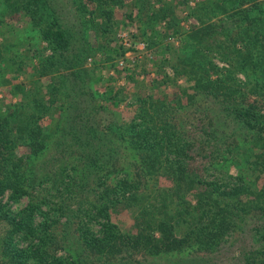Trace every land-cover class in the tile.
<instances>
[{
  "label": "trees",
  "instance_id": "16d2710c",
  "mask_svg": "<svg viewBox=\"0 0 264 264\" xmlns=\"http://www.w3.org/2000/svg\"><path fill=\"white\" fill-rule=\"evenodd\" d=\"M1 1L9 12L28 13L50 45L53 52L36 61L42 67L36 79L48 75L53 91L39 95L38 81H30L32 95L8 102L0 114V264H208L198 251L214 250L253 217L255 247L243 253V264H264V181L258 183L264 176V0H194L190 9L201 16L198 25L181 29L173 17L168 20L178 47L155 28L173 14L168 2L151 9L150 16V0H135L138 33L126 38L128 46L118 38L111 53L98 33L115 30L104 5L123 0H87L95 7L83 21L79 15L86 9L78 6L79 28L66 25L58 0ZM96 15L105 17L98 32ZM128 17L135 21L133 10ZM84 28L94 29V43ZM140 43L144 51L166 49L153 62L154 90L172 77L167 84L178 86L186 77L193 93L183 88L188 95L181 97L188 103L199 96L212 100L193 129L178 119L180 96L172 101L165 95H131L135 113L129 120L104 112L126 102L127 96L119 95L124 85L117 92L111 88L104 103L93 98L89 77L96 68L107 67L125 83L134 79L136 65H129L125 53H141ZM212 54L226 65L214 62ZM1 60L14 65L11 55ZM238 127L253 138V147L238 137ZM193 152L205 160L199 171L190 163ZM238 161L246 164L243 172ZM221 163L235 166L236 173L209 178L208 165ZM160 178L169 185H161ZM22 197L25 206L13 212L10 205ZM118 204L133 210L134 232L112 220Z\"/></svg>",
  "mask_w": 264,
  "mask_h": 264
},
{
  "label": "rangeland",
  "instance_id": "374dc122",
  "mask_svg": "<svg viewBox=\"0 0 264 264\" xmlns=\"http://www.w3.org/2000/svg\"><path fill=\"white\" fill-rule=\"evenodd\" d=\"M58 2L62 6L60 7L62 19L70 28H79L81 24L83 26V21H85L83 19H89V16L91 15V9L95 7L92 2H88L87 0H58ZM123 2V4L116 3L108 6L107 4L104 5V8H107L111 13L112 19H110V27L113 28L115 26V30L113 33H110V31H108L105 33V35H103L101 32H98L100 27H104L105 17L97 15L94 17L95 24H93V27L96 26V31L101 36L99 38H101V41L106 46V48L109 49L110 53L112 52L115 45L119 42L118 38H122L124 40L125 38L130 37L132 33H138L137 24L139 23L136 21V15L138 13L137 9L134 6L135 0H123ZM162 3H167L172 8L171 10L173 14L169 15V17L164 20H160L155 25V28L162 35L163 33L168 34L169 36L165 38V40H169L170 42H172V44H174V46L178 47V39L175 38V35L173 34V29L170 25H168V20L173 17L176 21H178V25L179 27H181V29H187L191 25H198L201 16L196 17L191 13L192 9H190V7L194 6V0H163L162 2H159L157 0H150V8L147 9V14L151 16V9L154 11V9H156V7H159ZM78 6L81 12L86 9V11L82 12L83 15H79L80 12H77L79 11ZM131 10H133V16L135 18V21L130 20L128 17V13ZM216 12L217 13L215 15L219 16L220 14H222L220 11ZM77 13L83 20L81 21L80 25L75 24L78 22ZM29 18V14L24 11L18 13L7 11L5 8V4H3L0 0V75H3V80L0 76V114H4L8 110V102L16 103L21 99L24 100V96L32 95V92L27 93V89L28 87H30V81L31 84L36 80L38 81L36 84L39 88V95H47L48 92L50 94L53 91L52 83L48 82V75L43 76L41 79H36L39 78L38 73L42 68L41 65L38 66V63L36 62L37 60L38 62H41V57H39V55H49L53 51L50 45H48V43L41 39L39 33L40 29H38L39 26L37 24L32 26L29 22ZM212 18L213 20L215 19L213 16ZM101 19H103V21ZM88 21L87 25H89L90 23V20ZM91 29L92 28H84L85 33H89L91 35L90 41L94 43L93 41H96L97 38H95L94 36V34L96 35V32H93L92 30L94 29ZM129 42L130 41H127V44L125 45L128 46ZM158 48L159 52L156 51V48L144 51V45L140 43L138 45V50L142 51L141 53H147L143 55L140 52H133L132 50L127 51L125 53V57H127L129 60V65L131 67L134 64L136 65L134 70L137 73V75L134 76V79L127 83H125L126 79L122 75L118 77L119 75H117L110 69L108 70L107 67L103 71L99 70V68L95 69L96 71L94 72V75L92 77H89V83L93 92L92 95L94 94L93 98L96 101L104 103V99H106L107 95H109V90H111V88L113 89V92H117L120 86H125L123 93H119V95H126V102H122L116 107L108 105V108H106L104 112L106 111L108 115L112 114V117H116L118 119L129 120L133 117L135 113L134 107L130 106L129 104V102L131 101V95H144L146 93H151L156 97H162L163 95H165L168 99L173 101L177 97H181V95H188L182 92L183 88L187 89V93H193V90L190 87L192 82L186 77H182L180 78V80L177 81V85L179 87L174 86V84H167L174 81V78L172 77L169 79V82H165L162 85H157L159 86L158 89L154 90L150 80L151 78L156 77L157 70L153 62L155 60H158V58L160 57H164L163 51L166 50L165 48ZM2 55H5L6 57L11 55L14 60V65H11L9 61H2ZM97 55L99 54H94V57H96V59H98L99 61L100 56ZM137 57H140L139 60ZM212 57H214L213 60L218 65H226L223 61H220L218 57H216V54H212ZM92 59L93 58L91 56L87 58L85 66L91 67ZM111 62V58L109 59L107 56L106 61L104 63L109 65V63ZM121 62V65L125 63L123 59L119 60V63ZM115 74L117 76L114 78V81V79H111V77H114ZM236 76L243 81H245L246 79L244 74L239 71L238 73H236ZM98 77L100 78L97 79ZM250 81L251 83H253L251 79ZM135 82H138V85ZM20 83L23 85V87H21L23 90L21 91L15 88V85ZM255 95L256 94L252 91L248 97L253 100L255 97H257ZM211 102V99L199 96L197 97L196 103H188L187 98L185 96H182L181 106L176 110L178 119L188 129H193L194 125H198V117H204V113L201 114L202 107L206 105H211ZM25 103L26 101H23L22 106H24ZM197 106L199 107V109H196ZM46 122H48V119L46 120ZM235 128L236 127H233L232 131ZM228 132V129H225L220 134L222 136H226ZM237 133L240 139H243L250 146H254L253 138L246 133L245 129L238 127ZM205 147L209 149V144H205ZM191 154L193 155V158L190 160L191 166L197 170L201 169L205 163V160L194 152ZM243 159L244 158L241 157V159L239 160ZM213 165L214 167L212 165H208V174L210 175L209 178L213 177V175L217 174L218 172L219 174H221V176L224 177L236 173L234 169L235 166L233 165L222 163L221 165ZM240 166H242V168ZM238 167L241 168L240 172H243L246 167V164L242 161H238ZM263 181L264 176H262V178L259 180V185ZM160 183L161 185H169L170 181L165 178H160ZM5 201H7L6 196L2 199V202ZM11 202L12 201H10V203ZM26 202L27 198L22 197L15 204L12 203L10 206L13 209V212H15L19 208L24 207ZM74 207H77L76 203L74 204ZM96 215L99 214L96 213ZM36 218V220L41 219L38 214L36 215ZM111 218L114 222L119 225L121 230H123L124 232H134L136 229L133 221V210L131 208H127L124 204H118L117 207H114V209L111 210ZM256 219V217L251 218L247 226H244V230H240L239 232L236 231L233 233H231L230 231V234L227 236L225 241L222 242L214 250H206L204 254L201 253V251H198L201 258H203V260L208 264H243V253L255 247V243H253L251 239L250 228L257 223L255 221ZM98 220L104 221V218L99 216ZM98 227L99 224H94V231H97Z\"/></svg>",
  "mask_w": 264,
  "mask_h": 264
},
{
  "label": "built area",
  "instance_id": "2783aa9c",
  "mask_svg": "<svg viewBox=\"0 0 264 264\" xmlns=\"http://www.w3.org/2000/svg\"><path fill=\"white\" fill-rule=\"evenodd\" d=\"M124 44H127V40H126V38L124 39ZM142 45H143V43H142ZM122 64V62L120 63V65Z\"/></svg>",
  "mask_w": 264,
  "mask_h": 264
}]
</instances>
